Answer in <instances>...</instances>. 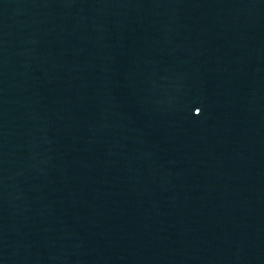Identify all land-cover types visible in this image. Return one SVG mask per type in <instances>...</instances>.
Wrapping results in <instances>:
<instances>
[{"label": "water", "instance_id": "water-1", "mask_svg": "<svg viewBox=\"0 0 264 264\" xmlns=\"http://www.w3.org/2000/svg\"><path fill=\"white\" fill-rule=\"evenodd\" d=\"M0 264H264V0H0Z\"/></svg>", "mask_w": 264, "mask_h": 264}]
</instances>
